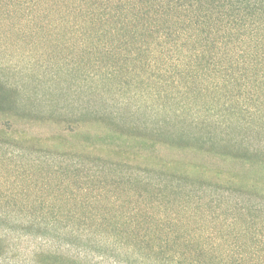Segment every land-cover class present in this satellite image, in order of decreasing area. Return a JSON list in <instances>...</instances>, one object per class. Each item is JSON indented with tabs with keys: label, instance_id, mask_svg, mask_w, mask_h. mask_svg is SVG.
Returning a JSON list of instances; mask_svg holds the SVG:
<instances>
[{
	"label": "trees",
	"instance_id": "obj_1",
	"mask_svg": "<svg viewBox=\"0 0 264 264\" xmlns=\"http://www.w3.org/2000/svg\"><path fill=\"white\" fill-rule=\"evenodd\" d=\"M54 11L0 8V36L52 59L30 64L47 75L34 97L67 115L69 136L93 137L82 148L95 155L72 152V181L111 169V198L71 184L0 198V264H264V0ZM21 89L0 77V108Z\"/></svg>",
	"mask_w": 264,
	"mask_h": 264
},
{
	"label": "rangeland",
	"instance_id": "obj_2",
	"mask_svg": "<svg viewBox=\"0 0 264 264\" xmlns=\"http://www.w3.org/2000/svg\"><path fill=\"white\" fill-rule=\"evenodd\" d=\"M88 1L0 0V8H49L54 9V12H56L57 9L86 5ZM50 18L56 19V13L44 17L46 20ZM14 19H16V16ZM14 38V36H11L6 39L5 36H0V77L8 82L20 85L22 89L18 90L19 92L16 94L18 99L15 96L6 94L5 104L0 108V126L3 128L2 123L9 118L14 128L12 136L8 135V131L0 130L3 131L4 139L6 138L7 141L8 137L16 141L22 137L30 138L32 142L28 145H12L6 141H0V198H35L41 193L38 187L43 184H48L52 187V190L66 184H71L73 187L86 185L87 192L81 194L76 191L78 193L75 198H95L99 194L98 198H111L110 191L113 183L110 182L115 174L111 169L105 170L106 172L100 175L96 173L101 180L100 182L95 180L81 184L72 181L74 158L72 152L76 150L81 154L95 155V152L82 148V143L93 137L86 136L84 133L69 136L67 130L63 129L66 126L67 115L54 113L50 116L47 113L50 114V111L55 109L54 104L47 103L46 105V103L35 99L34 95L37 92L45 93L47 75L42 74V68L37 65L32 67L30 64L35 59L43 63L52 59L48 55L37 51L39 50V43L29 41V38L16 42ZM33 108L40 112H30L29 110ZM57 122H60L61 125H58ZM53 137L57 140L53 141ZM84 159L94 160L90 157ZM93 169L95 168H91V173L94 171ZM56 185H58L57 188H55ZM137 186L142 187L140 184ZM127 187V183H121V188L126 189ZM99 189L101 192L97 194ZM54 194L45 190L39 198H55ZM66 196H68L66 193L61 192L57 197L67 198ZM246 197L245 192H231L230 195L221 198ZM258 197L256 195L253 198Z\"/></svg>",
	"mask_w": 264,
	"mask_h": 264
}]
</instances>
